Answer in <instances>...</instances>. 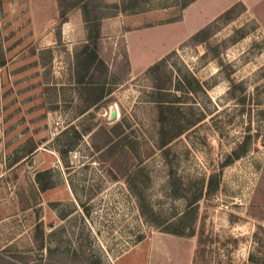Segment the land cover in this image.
Here are the masks:
<instances>
[{"label": "rangeland", "instance_id": "1", "mask_svg": "<svg viewBox=\"0 0 264 264\" xmlns=\"http://www.w3.org/2000/svg\"><path fill=\"white\" fill-rule=\"evenodd\" d=\"M184 1L0 0V160L67 189L0 264H264V30Z\"/></svg>", "mask_w": 264, "mask_h": 264}, {"label": "crops", "instance_id": "2", "mask_svg": "<svg viewBox=\"0 0 264 264\" xmlns=\"http://www.w3.org/2000/svg\"><path fill=\"white\" fill-rule=\"evenodd\" d=\"M195 1L197 0H193L189 5ZM236 2H242L251 8L264 30V21L253 10L257 3L264 7V0H204V6L209 9L204 11L206 13L204 19L197 22L191 32L206 25ZM36 150L39 149L36 148L33 152ZM28 160L32 162V166H23L24 160L21 158L15 163L19 166L14 168V171L12 164L4 165L0 160V221L21 213L37 215V221L42 219V215H49L50 218L59 215L61 201L65 200L67 195V189L61 180L63 167L60 160L53 161L50 156L38 153L33 154ZM24 168L29 169L31 174L27 175Z\"/></svg>", "mask_w": 264, "mask_h": 264}, {"label": "trees", "instance_id": "3", "mask_svg": "<svg viewBox=\"0 0 264 264\" xmlns=\"http://www.w3.org/2000/svg\"><path fill=\"white\" fill-rule=\"evenodd\" d=\"M192 0H185L184 1V5H183V7L185 6V5H187L189 2H191ZM92 58L93 57H89V60L91 61L92 60ZM89 64H90V62H89ZM120 126V124H117V125H115L114 127H113V129H112V131H114L115 130V128H117V127H119ZM115 133H118L119 134V132H115ZM108 141L106 140V143H107ZM194 200H197V197L194 199ZM180 221V220H179ZM178 221V223H175V222H173V224H174V226H178L179 227V222ZM170 226V225H169ZM173 226V227H174ZM169 228V229H167L166 230V232H168V233H171V234H178V235H182V232H180V231H177L176 229H175V227L174 228ZM199 243V242H198ZM196 251V250H195Z\"/></svg>", "mask_w": 264, "mask_h": 264}, {"label": "built area", "instance_id": "4", "mask_svg": "<svg viewBox=\"0 0 264 264\" xmlns=\"http://www.w3.org/2000/svg\"><path fill=\"white\" fill-rule=\"evenodd\" d=\"M76 156H77V152L76 151H73L72 157L75 158Z\"/></svg>", "mask_w": 264, "mask_h": 264}]
</instances>
